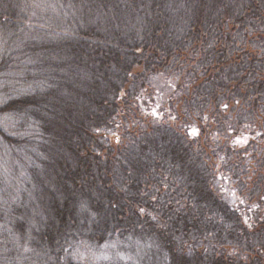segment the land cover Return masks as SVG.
<instances>
[{"label": "trees", "instance_id": "1", "mask_svg": "<svg viewBox=\"0 0 264 264\" xmlns=\"http://www.w3.org/2000/svg\"><path fill=\"white\" fill-rule=\"evenodd\" d=\"M0 264H264V0H0Z\"/></svg>", "mask_w": 264, "mask_h": 264}]
</instances>
